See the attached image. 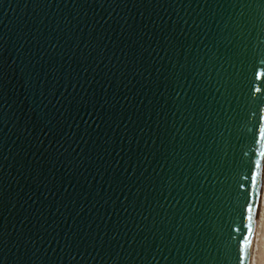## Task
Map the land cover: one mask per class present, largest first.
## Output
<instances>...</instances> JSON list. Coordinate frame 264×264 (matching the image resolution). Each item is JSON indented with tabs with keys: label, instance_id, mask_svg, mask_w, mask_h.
Listing matches in <instances>:
<instances>
[{
	"label": "water",
	"instance_id": "obj_1",
	"mask_svg": "<svg viewBox=\"0 0 264 264\" xmlns=\"http://www.w3.org/2000/svg\"><path fill=\"white\" fill-rule=\"evenodd\" d=\"M259 15L0 0V264H238Z\"/></svg>",
	"mask_w": 264,
	"mask_h": 264
},
{
	"label": "snow or ice",
	"instance_id": "obj_2",
	"mask_svg": "<svg viewBox=\"0 0 264 264\" xmlns=\"http://www.w3.org/2000/svg\"><path fill=\"white\" fill-rule=\"evenodd\" d=\"M249 8L252 5L260 10V13H264V0H246ZM255 19V17L253 18ZM260 30L264 31V15H259ZM248 23H252V20H246L244 26ZM261 65H264V60L261 61ZM252 76L254 81L264 80V67L255 66L252 71ZM227 89V84L224 85ZM251 100L256 105L255 108L250 109L252 114L257 116V121L252 127L248 128L250 134V142L253 145V152L255 158L249 161L251 165L249 172L245 175V179L250 177V190L246 192V207H244V228L246 233L243 235V239L238 241V251L236 260L238 264H244L247 258L248 249L251 246V240L254 232L253 221L255 219V214L259 211V205L256 204L257 193L256 188L260 182L262 164H264V92L261 91L260 86L253 84L252 87ZM244 166V165H242ZM241 190L244 189V185H240ZM255 205V207H254ZM238 231V229H234Z\"/></svg>",
	"mask_w": 264,
	"mask_h": 264
},
{
	"label": "bare ground",
	"instance_id": "obj_3",
	"mask_svg": "<svg viewBox=\"0 0 264 264\" xmlns=\"http://www.w3.org/2000/svg\"><path fill=\"white\" fill-rule=\"evenodd\" d=\"M263 194H264V164H262V172H261L258 201H257V204L259 205V211L256 213V217H255L256 219H255V222L253 225L254 232H253V236H252V240H251V246L249 248L247 264H255V257L257 258V255L256 256H254V255H255L256 247L258 246L257 243H258V234H259V228H260L259 220H260V215H261V205L263 204L262 202H264V199H263L264 195ZM262 211H263V209H262Z\"/></svg>",
	"mask_w": 264,
	"mask_h": 264
},
{
	"label": "rangeland",
	"instance_id": "obj_4",
	"mask_svg": "<svg viewBox=\"0 0 264 264\" xmlns=\"http://www.w3.org/2000/svg\"><path fill=\"white\" fill-rule=\"evenodd\" d=\"M263 199H264V196H263ZM262 203L263 204L261 205V215H260V220H259L260 228H259V234H258V243H257L258 246L256 247L255 255H254V256L257 255V258L255 257V264H264V208H263L264 202Z\"/></svg>",
	"mask_w": 264,
	"mask_h": 264
}]
</instances>
